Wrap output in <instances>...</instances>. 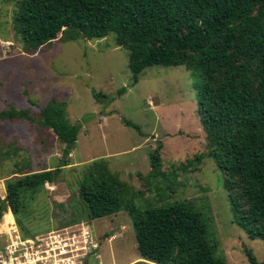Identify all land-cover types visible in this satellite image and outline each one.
<instances>
[{"label": "trees", "instance_id": "1", "mask_svg": "<svg viewBox=\"0 0 264 264\" xmlns=\"http://www.w3.org/2000/svg\"><path fill=\"white\" fill-rule=\"evenodd\" d=\"M10 1L16 4L15 34L28 52L53 43L60 34L66 42L114 37L116 46L129 53L133 86L154 66L190 71L197 78V115L206 134L207 153L199 158H210L222 172L233 223L250 240L264 243V0ZM94 98L102 104L113 102L95 92ZM66 107L65 102L52 100L37 119L15 107L0 112V122L37 123L52 130L64 145L63 159L52 169L30 173L14 165L13 174L23 176L8 182L0 223L10 208L27 236L36 232L24 225V200L34 199L70 166L67 157L81 132L80 125L67 119ZM161 148L149 154L150 173L139 175L158 192L162 188L156 182L166 178ZM21 150L0 144V164ZM72 171L80 172V178L77 197L70 204L74 217L66 225L115 216L123 211L124 195L131 190L141 194L120 180L106 159ZM130 216L141 256L135 264H228L215 257L216 245L190 201L131 209ZM248 257L258 264L250 251Z\"/></svg>", "mask_w": 264, "mask_h": 264}, {"label": "rangeland", "instance_id": "2", "mask_svg": "<svg viewBox=\"0 0 264 264\" xmlns=\"http://www.w3.org/2000/svg\"><path fill=\"white\" fill-rule=\"evenodd\" d=\"M15 6L10 0H0V112L15 107L37 119L40 109L52 100L65 102L67 119L81 126L76 146L67 157L69 167L82 171L95 160L106 159L120 180L141 193L131 190L124 195L123 211L115 216L81 221L100 244V260L92 259L91 264L139 262L131 209L152 210L185 201L192 202L201 214L216 245L217 259L252 264L250 251L257 263L263 264L264 243L250 240L233 223L222 172L210 158H199L207 148L197 115V78L182 66H154L133 86L129 53L116 46L114 37L66 42L60 34L53 43L28 52L15 34ZM122 90L125 92L118 96ZM94 92L113 102L98 103ZM0 144L22 149L0 164V204L7 196L8 182L23 176L13 174L15 164L24 172L36 173L56 167L63 159L64 145L52 130L37 123L0 122ZM159 145L166 178L156 182L162 188L158 192L139 175L150 173L149 154ZM69 167L34 199L24 200V225L36 235L73 220L70 204L77 197L80 172L74 174V168ZM8 212L12 213L10 208ZM1 225L0 250L16 243V236L30 237L22 233L13 213L4 215Z\"/></svg>", "mask_w": 264, "mask_h": 264}, {"label": "built area", "instance_id": "3", "mask_svg": "<svg viewBox=\"0 0 264 264\" xmlns=\"http://www.w3.org/2000/svg\"><path fill=\"white\" fill-rule=\"evenodd\" d=\"M99 247L87 223L79 222L29 238L16 236V243L0 250V264H91L100 260Z\"/></svg>", "mask_w": 264, "mask_h": 264}, {"label": "crops", "instance_id": "4", "mask_svg": "<svg viewBox=\"0 0 264 264\" xmlns=\"http://www.w3.org/2000/svg\"><path fill=\"white\" fill-rule=\"evenodd\" d=\"M8 213H10V214H12L11 212H8ZM5 215H7V214H5ZM3 225H1L0 227H2ZM8 228H10V226H8ZM54 229V228H53ZM52 230V229H51ZM0 234H2V232L0 231ZM1 237V236H0ZM140 261V260H139ZM101 264V263H100Z\"/></svg>", "mask_w": 264, "mask_h": 264}]
</instances>
